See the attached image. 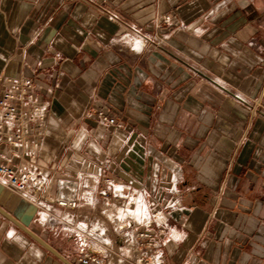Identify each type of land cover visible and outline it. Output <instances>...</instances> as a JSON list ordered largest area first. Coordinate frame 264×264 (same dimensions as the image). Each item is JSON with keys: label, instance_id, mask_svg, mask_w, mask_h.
I'll return each instance as SVG.
<instances>
[{"label": "crops", "instance_id": "crops-1", "mask_svg": "<svg viewBox=\"0 0 264 264\" xmlns=\"http://www.w3.org/2000/svg\"><path fill=\"white\" fill-rule=\"evenodd\" d=\"M24 79L48 107L33 163L53 216L1 186L0 208L53 251L0 214V264H78L62 221L122 254L97 191L73 211L48 195L81 175L140 192L168 264H264V0H0V95Z\"/></svg>", "mask_w": 264, "mask_h": 264}, {"label": "built area", "instance_id": "built-area-1", "mask_svg": "<svg viewBox=\"0 0 264 264\" xmlns=\"http://www.w3.org/2000/svg\"><path fill=\"white\" fill-rule=\"evenodd\" d=\"M170 19V16H164L162 22L168 24ZM142 45V42L134 41L132 47L140 49ZM35 86L31 79L7 80L0 95V141L25 162L13 166L2 162L4 157L0 155V186L53 216L41 200L49 184L48 173L33 163L45 134L48 114L47 105L34 95ZM261 97L264 99V89ZM258 107L264 109L261 104ZM96 117L104 124L120 127L110 113L99 111ZM95 191L106 206L118 210L111 222L114 243L120 245L122 254L110 249L111 242L96 240L88 225L62 221L64 232L78 243V264H168L161 244L156 241L163 230L153 228L159 225L161 216L143 208L139 191L112 177L81 175L54 180L48 195L59 208L73 211L82 203L92 206Z\"/></svg>", "mask_w": 264, "mask_h": 264}, {"label": "water", "instance_id": "water-1", "mask_svg": "<svg viewBox=\"0 0 264 264\" xmlns=\"http://www.w3.org/2000/svg\"><path fill=\"white\" fill-rule=\"evenodd\" d=\"M46 193V192H45ZM0 214L4 216L6 219L11 221L15 226H17L20 230H22L24 233H26L28 236H30L32 239H34L36 242L44 246L50 251H53L45 242H43L39 237H37L35 234H33L31 231H29L25 226H23L20 222H18L16 219H14L12 216H10L8 213H6L3 209L0 208Z\"/></svg>", "mask_w": 264, "mask_h": 264}, {"label": "bare ground", "instance_id": "bare-ground-1", "mask_svg": "<svg viewBox=\"0 0 264 264\" xmlns=\"http://www.w3.org/2000/svg\"><path fill=\"white\" fill-rule=\"evenodd\" d=\"M100 238V237H99Z\"/></svg>", "mask_w": 264, "mask_h": 264}, {"label": "rangeland", "instance_id": "rangeland-1", "mask_svg": "<svg viewBox=\"0 0 264 264\" xmlns=\"http://www.w3.org/2000/svg\"><path fill=\"white\" fill-rule=\"evenodd\" d=\"M76 242V241H75Z\"/></svg>", "mask_w": 264, "mask_h": 264}]
</instances>
